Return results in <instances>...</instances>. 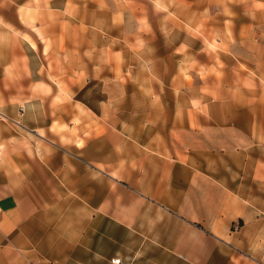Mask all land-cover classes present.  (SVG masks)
<instances>
[{"label": "crops", "instance_id": "0c3cea01", "mask_svg": "<svg viewBox=\"0 0 264 264\" xmlns=\"http://www.w3.org/2000/svg\"><path fill=\"white\" fill-rule=\"evenodd\" d=\"M117 258L264 264V0H0V264Z\"/></svg>", "mask_w": 264, "mask_h": 264}, {"label": "built area", "instance_id": "2783aa9c", "mask_svg": "<svg viewBox=\"0 0 264 264\" xmlns=\"http://www.w3.org/2000/svg\"><path fill=\"white\" fill-rule=\"evenodd\" d=\"M238 229H239V225L238 224H235L234 225V230H238ZM111 263L112 264H120V259L119 258L113 259V260H111Z\"/></svg>", "mask_w": 264, "mask_h": 264}]
</instances>
